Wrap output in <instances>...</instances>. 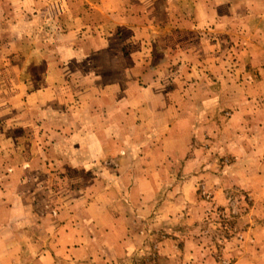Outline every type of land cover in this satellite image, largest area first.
Listing matches in <instances>:
<instances>
[{
    "label": "crops",
    "instance_id": "obj_1",
    "mask_svg": "<svg viewBox=\"0 0 264 264\" xmlns=\"http://www.w3.org/2000/svg\"><path fill=\"white\" fill-rule=\"evenodd\" d=\"M54 3L48 1V9L42 10H47V20L53 16L57 32L50 39L43 28L26 33L32 45L25 51L30 58L24 66L27 75L21 84L17 76L16 84L9 86L12 93L0 103V123L28 128H14L19 134L0 130V143L8 137L9 146L14 145L13 150L0 149L5 157L0 160V264H111L118 252H126L132 217L128 209L138 200L126 190L140 182L138 170L146 167L140 156L144 151L139 141L146 135L142 122L148 115L159 121L160 110L167 113L166 106L176 101L172 89L166 96L161 84H209L206 75L213 70L209 65L213 54L208 48L196 49L203 41L200 30L223 26L235 5L230 0ZM10 57V66L17 65L18 54ZM179 57L193 66L176 70ZM86 88L85 102L68 99L72 91L81 94ZM23 92V98L15 96ZM184 97L179 105L192 104ZM233 101L240 106L233 116L242 120L241 106L252 101L240 97ZM6 102L10 111L23 104L27 112H1ZM171 122L173 131L177 120ZM155 130L162 135L160 128ZM21 137H30V146L23 158L16 159ZM53 169L56 177H51ZM99 169H105L101 176ZM86 170H91L88 177ZM59 178L73 186L72 198L67 203L57 198L60 201L53 205L57 214L52 216L41 204L36 206L34 196L37 186L48 195V186ZM242 240L228 244L245 249L242 254H227L228 264H264V224L251 223ZM196 259L190 256L187 264H220L203 256Z\"/></svg>",
    "mask_w": 264,
    "mask_h": 264
},
{
    "label": "rangeland",
    "instance_id": "obj_2",
    "mask_svg": "<svg viewBox=\"0 0 264 264\" xmlns=\"http://www.w3.org/2000/svg\"><path fill=\"white\" fill-rule=\"evenodd\" d=\"M48 1L52 4L57 0H0V84L4 88L0 90L1 104L12 93L9 86L16 84L17 76L21 84L27 75L24 66L30 58L25 51L32 45L31 39L26 40V33H39L43 28L50 39L57 32L59 26L53 16L47 20V10H42ZM230 1L235 6L226 13L228 21L218 29L200 30L205 37L196 43V49L208 48L213 54L209 62L213 70L206 75L209 84H176L174 89L172 84H161L166 96L172 89L176 101L166 106L167 113L160 110L159 121L148 115L142 122L146 135L139 142L145 153L140 156L146 167L138 170L140 182L126 190L138 200L128 209L132 217L126 252H118L116 262L111 264H187L190 256L223 264L227 254H242L245 250L228 247L229 243L244 242L242 235L251 223L264 224V0ZM42 15L43 23H39ZM40 39L39 35L35 42L38 47ZM49 43L54 47V41ZM13 53L18 54V64L10 66ZM179 59L176 70L189 67L190 62ZM179 74L180 71L176 73ZM173 75L174 72L170 78ZM80 85L84 87L75 84L77 88ZM88 91H70L67 97L76 104L86 98ZM15 96L23 98L24 92ZM184 96L192 104L179 105ZM239 97L252 101L249 106H241L242 120L233 116L240 107L233 100ZM6 104L1 112H27L23 104L14 105L13 111ZM173 118L177 129L172 131L169 128ZM14 128L26 129L0 123V130L19 134ZM159 128L162 135L155 134ZM21 138V146L14 150L16 159L23 158L24 150L30 146V137ZM2 140L1 150H13L8 137ZM255 140L259 144L256 148L252 145ZM1 155L0 160H4V153ZM86 172L88 177L91 170ZM104 173L105 169L98 170V175ZM50 174L56 177L57 171L53 169ZM62 179L48 186V195L36 187L34 203L37 207L41 204L43 211L52 216L57 214L53 205L60 199H66L60 203H67L72 198L73 186ZM253 180H257L256 186L251 185Z\"/></svg>",
    "mask_w": 264,
    "mask_h": 264
}]
</instances>
